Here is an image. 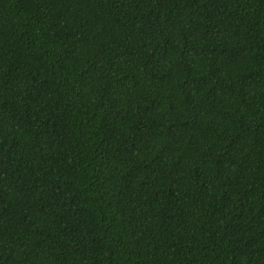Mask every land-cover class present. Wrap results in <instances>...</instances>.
Returning <instances> with one entry per match:
<instances>
[{"label": "trees", "instance_id": "16d2710c", "mask_svg": "<svg viewBox=\"0 0 264 264\" xmlns=\"http://www.w3.org/2000/svg\"><path fill=\"white\" fill-rule=\"evenodd\" d=\"M0 264H264V0H0Z\"/></svg>", "mask_w": 264, "mask_h": 264}]
</instances>
